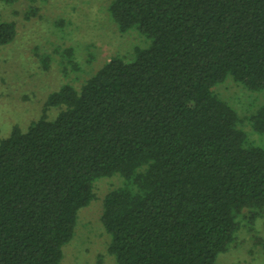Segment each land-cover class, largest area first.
<instances>
[{
  "label": "trees",
  "instance_id": "1",
  "mask_svg": "<svg viewBox=\"0 0 264 264\" xmlns=\"http://www.w3.org/2000/svg\"><path fill=\"white\" fill-rule=\"evenodd\" d=\"M106 11L147 44L78 89L61 85L0 140V264H60L94 183L114 175L123 183L100 216L114 264H216L245 217L264 218V151L213 92L227 78L264 91V0H111ZM15 35L0 20V47ZM248 123L264 135V105Z\"/></svg>",
  "mask_w": 264,
  "mask_h": 264
},
{
  "label": "rangeland",
  "instance_id": "2",
  "mask_svg": "<svg viewBox=\"0 0 264 264\" xmlns=\"http://www.w3.org/2000/svg\"><path fill=\"white\" fill-rule=\"evenodd\" d=\"M110 1L0 0V20L12 22L16 30L14 40L0 47V140L15 126L25 131L61 85L78 89L110 58L129 61L135 48L146 46L138 32L117 31L106 11ZM213 92L235 111L247 140L264 151V135L255 134L248 123L264 105V91H247L227 78ZM55 114L51 110L48 117ZM122 183L118 175L94 183V197L78 212L60 264H114L100 216L104 197ZM216 264H264V218L245 217Z\"/></svg>",
  "mask_w": 264,
  "mask_h": 264
}]
</instances>
